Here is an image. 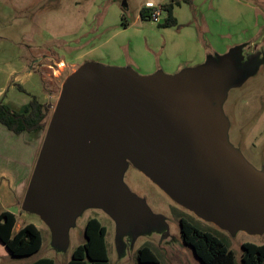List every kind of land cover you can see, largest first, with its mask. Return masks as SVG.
<instances>
[{"label":"rangeland","instance_id":"1","mask_svg":"<svg viewBox=\"0 0 264 264\" xmlns=\"http://www.w3.org/2000/svg\"><path fill=\"white\" fill-rule=\"evenodd\" d=\"M167 1L0 0V86H8L3 92L12 108H22L33 95L44 104L46 112L44 127L26 133L25 140L35 143L28 174L17 185L11 184L14 191L7 185L0 187V211L9 207L16 216V227L33 223L41 233V247L31 255L14 256L0 242L2 264L26 263L40 257H51L54 264H64L74 247L83 242L85 222L90 217L97 218L106 228L109 264L134 262L142 245L149 246L163 264H202L191 246L182 241L181 217L218 236L232 250L234 264H243V242L264 243V229H222L210 220H202L131 164L125 168L122 181L140 204L134 203L132 208L138 210L124 221L102 206H85L70 220L62 243L41 217L22 206L63 81L86 62L122 67L138 75L166 72L157 68L146 73L134 62L141 60L145 66L165 61L168 52L173 54L169 50L172 44L182 41L200 44L207 53L203 63L216 64L225 52L235 54L232 72L221 74V100L218 105L213 104L211 112L216 116L219 110L224 117L230 149L256 170H264V0L181 1L175 7L178 25L172 27H161L150 18L140 17L142 6ZM122 14L129 21L126 28L121 26ZM164 18L162 12L159 22ZM93 46H97L93 55L77 58L78 50ZM3 58L11 59L17 67V82V74L4 82V68L9 72L13 65L3 63ZM3 98L2 93L0 101ZM5 130L0 125V169L12 166L14 153H20L22 148L15 147V140Z\"/></svg>","mask_w":264,"mask_h":264},{"label":"water","instance_id":"2","mask_svg":"<svg viewBox=\"0 0 264 264\" xmlns=\"http://www.w3.org/2000/svg\"><path fill=\"white\" fill-rule=\"evenodd\" d=\"M232 61L150 75L79 65L62 83L22 206L62 243L85 206L124 221L140 204L122 181L131 164L202 220L262 231L264 170L230 149L224 117L211 112Z\"/></svg>","mask_w":264,"mask_h":264},{"label":"trees","instance_id":"3","mask_svg":"<svg viewBox=\"0 0 264 264\" xmlns=\"http://www.w3.org/2000/svg\"><path fill=\"white\" fill-rule=\"evenodd\" d=\"M181 1L168 0L161 4L165 18L161 27L177 26V20L172 13L174 5ZM140 17L150 18L149 8H140ZM129 21L121 16V26L127 27ZM18 89L23 88L16 84ZM46 112L44 104L31 96L28 103L20 110L12 108L8 103L0 101V123L14 133L33 131L44 127ZM16 216L8 210L0 211V242L14 256L31 255L41 247L42 238L39 229L33 223H25L15 229ZM180 233L184 244L191 246L194 254L202 264H234L232 250L215 234L202 229L189 220L180 221ZM106 228L95 217L85 222L84 240L74 247L71 257L64 264H109V256L105 241ZM241 260L243 264H264V243H242ZM1 264V262H0ZM4 264H54L51 257H40L26 263L8 262ZM129 264H163L159 261L152 249L142 245L137 249L136 260Z\"/></svg>","mask_w":264,"mask_h":264},{"label":"crops","instance_id":"4","mask_svg":"<svg viewBox=\"0 0 264 264\" xmlns=\"http://www.w3.org/2000/svg\"><path fill=\"white\" fill-rule=\"evenodd\" d=\"M163 3H166V2H161V3L153 2V3H150L148 5H144V6H147L149 8L152 4H163ZM176 6H179V5L173 6L172 13H173V15H175L178 18V15L175 11ZM177 23H178V21H177ZM169 27H172V26H169ZM123 28H126V27H123ZM217 42H219V41H217ZM96 49H97V46L90 47L88 50H84V49L78 50L77 49L78 50L77 51V58H86L87 56H91V55H93L94 52H96ZM169 50L173 54L169 55L170 52H168V59L165 61L159 60L157 63H153V64L150 63V64H147L145 66L141 60H138L139 62L136 61L134 63L136 66L142 68L144 70L143 72H146V73L154 72L155 70H157V68H161L163 71H166V72H170V73L173 72L174 73V72H177L183 68L192 67V66H196V65L200 64L203 60V57L207 56L206 51L202 50L200 44H197L193 41H182V42L172 44V49H169ZM204 52H205V54H204ZM219 56H222V57L225 56V58H227V59L229 58L230 60H233L235 57V54L234 53H228L227 54V52H225L223 54H220ZM2 61L6 65H8V64L13 65V67L11 68V70L9 72H6L7 67L4 68V70L2 72L4 82L8 81L10 79V77H12V75H15V74H17L14 77L15 80L20 78V76L18 75V70L16 69L17 67H15V65L12 63L11 59L10 60H4V58H3ZM234 64L235 63L232 62L233 67L235 66ZM0 70H2V69L0 68ZM4 75H5V77H4ZM28 76H30V73ZM1 81H2V79H1ZM16 82H17V80H16ZM7 84H9V82ZM11 85L14 86L13 83H11ZM7 89H8V86L4 87V85H2V88L0 86V95L2 97V93H3V95H4L3 100L7 101L5 103H8V99L6 98V94H4V92ZM3 90H4V92H3ZM3 100H2V102H3ZM24 106L25 105H22V108ZM22 108H14V109L20 110ZM0 125L4 126L1 123H0ZM5 129H6L5 131H7V135L12 136V139L15 140V142H16L15 147H17V146L22 147L20 153H17V154L14 153V156H13L14 158H12L13 159L12 166L8 167V169H5V168L0 169V187L2 185H4V186L7 185L8 186L7 188L10 189L12 183H14V185H17L19 183V180H22L24 178V176L26 177V174H28V172H29V168L31 167L30 163H31L32 159L34 158L35 143L31 139H29L27 141L25 139H28L26 133L30 134L35 130L23 131L20 133H14L11 130L7 129L6 127H5ZM14 137H16V138H14ZM9 160L11 161V159H9ZM14 189L15 188H11L12 191H14ZM4 210H8V211L13 213V211H11L9 209V207H7V209L5 208ZM19 227L20 226L17 225V227H16V225H15V229H18Z\"/></svg>","mask_w":264,"mask_h":264},{"label":"built area","instance_id":"5","mask_svg":"<svg viewBox=\"0 0 264 264\" xmlns=\"http://www.w3.org/2000/svg\"><path fill=\"white\" fill-rule=\"evenodd\" d=\"M162 12H164V11H163L161 4H152L149 7L150 19L154 22L160 21V16H161Z\"/></svg>","mask_w":264,"mask_h":264},{"label":"flooded vegetation","instance_id":"6","mask_svg":"<svg viewBox=\"0 0 264 264\" xmlns=\"http://www.w3.org/2000/svg\"><path fill=\"white\" fill-rule=\"evenodd\" d=\"M182 219L188 220V219H186V218H184V217H181V218H180V221H181Z\"/></svg>","mask_w":264,"mask_h":264}]
</instances>
